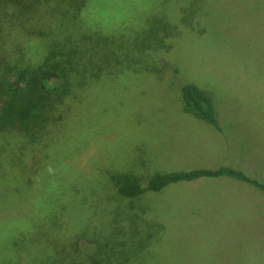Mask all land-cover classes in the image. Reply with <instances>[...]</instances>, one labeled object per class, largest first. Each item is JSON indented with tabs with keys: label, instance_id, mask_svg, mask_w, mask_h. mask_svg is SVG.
Masks as SVG:
<instances>
[{
	"label": "rangeland",
	"instance_id": "374dc122",
	"mask_svg": "<svg viewBox=\"0 0 264 264\" xmlns=\"http://www.w3.org/2000/svg\"><path fill=\"white\" fill-rule=\"evenodd\" d=\"M9 1L1 60L71 47L85 72L36 139L0 132V264H264L254 187L126 198L109 179L229 166L264 183V0ZM184 84L211 95L218 128L183 112Z\"/></svg>",
	"mask_w": 264,
	"mask_h": 264
},
{
	"label": "trees",
	"instance_id": "16d2710c",
	"mask_svg": "<svg viewBox=\"0 0 264 264\" xmlns=\"http://www.w3.org/2000/svg\"><path fill=\"white\" fill-rule=\"evenodd\" d=\"M12 1L5 3L15 6ZM17 2L21 3L22 0ZM7 9L4 11V20L14 22L17 18L9 16L17 13L7 14ZM3 28L4 24L0 29ZM88 35L90 39L94 38L92 42L96 39L94 33ZM82 37L87 38V35L83 34ZM55 48L49 47L36 63H27L23 60H21L23 63H17L0 59V132L15 131L36 139L51 122L59 119V103L71 93L72 85L76 83V80L75 82L72 80L74 76L71 73L75 72L78 75L84 73L85 69L82 71L76 66L78 48ZM119 60H116L117 63ZM97 76L96 72L89 75L92 79ZM181 99L183 112L214 128L219 127L213 100L207 91L194 84H184L181 88ZM201 178H230L264 193V183L248 176L244 171L229 166L156 172L147 178L145 185L141 183V178L132 172L109 173V179L118 194L126 198H134L150 191L159 192L170 184L191 182Z\"/></svg>",
	"mask_w": 264,
	"mask_h": 264
}]
</instances>
